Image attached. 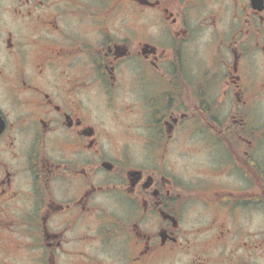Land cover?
I'll list each match as a JSON object with an SVG mask.
<instances>
[{"label": "flooded vegetation", "instance_id": "1", "mask_svg": "<svg viewBox=\"0 0 264 264\" xmlns=\"http://www.w3.org/2000/svg\"><path fill=\"white\" fill-rule=\"evenodd\" d=\"M264 0H0V264H258Z\"/></svg>", "mask_w": 264, "mask_h": 264}, {"label": "rangeland", "instance_id": "2", "mask_svg": "<svg viewBox=\"0 0 264 264\" xmlns=\"http://www.w3.org/2000/svg\"><path fill=\"white\" fill-rule=\"evenodd\" d=\"M260 212V211H259ZM257 228L259 232V239H258V264H264V214L259 213L257 217Z\"/></svg>", "mask_w": 264, "mask_h": 264}]
</instances>
